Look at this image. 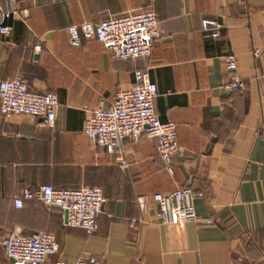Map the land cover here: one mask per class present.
<instances>
[{"label":"crops","instance_id":"1","mask_svg":"<svg viewBox=\"0 0 264 264\" xmlns=\"http://www.w3.org/2000/svg\"><path fill=\"white\" fill-rule=\"evenodd\" d=\"M0 7L26 12L3 22L10 29L0 33V80L20 75L31 89L59 100L53 127L41 117L0 112L1 234H53L60 248L47 264H257L264 258V0H0ZM130 10L157 16L162 34L148 57L114 59L95 40L69 43L68 25ZM203 18L220 23L217 38L201 29ZM228 52L236 55L235 71L223 63ZM137 69L157 85L155 114L176 124L181 149L172 173L145 135L125 138L110 154L82 131L87 110L108 108ZM233 76L244 89L225 88ZM37 184L101 187L96 230L66 226L64 211L39 200L16 207L14 198ZM184 187L204 193L194 201L199 219L156 222L153 195ZM0 264H15L1 246Z\"/></svg>","mask_w":264,"mask_h":264},{"label":"built area","instance_id":"2","mask_svg":"<svg viewBox=\"0 0 264 264\" xmlns=\"http://www.w3.org/2000/svg\"><path fill=\"white\" fill-rule=\"evenodd\" d=\"M14 15L23 17L26 12L4 10L0 7V33L9 32V26L3 22ZM220 28L221 25L215 18L201 20V29L211 38L219 36ZM66 31L72 46H78L82 38L95 40L107 48L112 58L122 60L148 57L154 40L162 34L157 16L152 10H130L99 22L70 24ZM254 53L258 55V50ZM223 63L228 70L235 71L236 55L233 52L226 53ZM225 88L244 89L245 82L233 76ZM157 91V85L149 74L137 69L133 82L128 88L116 92L108 108L87 110L89 115L84 120L83 133L91 142L103 146L110 154L121 147L125 138L137 140L141 135H145L154 141L158 156L166 164L168 172L172 173V158L181 148L177 140L176 124L173 121H162L155 114L153 101ZM58 107L59 100L55 93L31 89L20 75L0 80V112L5 118L27 114L31 117H41L47 126L53 127ZM118 160L121 167L127 166L123 157ZM203 195L202 191L191 187L155 193L153 200L157 204L156 222L184 224L198 220L194 201ZM23 200H39L48 208L58 207L67 211L66 226L94 232L105 196L99 186L88 185L71 189L37 184L33 188L25 189L21 197L14 198V205L21 207ZM204 221L210 222L209 219ZM0 246L15 264H47V258L58 253L60 248L55 236L48 232H13L4 235L0 233ZM241 259L237 258L238 261ZM54 264L95 263L89 259H58ZM257 264H264V258Z\"/></svg>","mask_w":264,"mask_h":264},{"label":"water","instance_id":"3","mask_svg":"<svg viewBox=\"0 0 264 264\" xmlns=\"http://www.w3.org/2000/svg\"><path fill=\"white\" fill-rule=\"evenodd\" d=\"M67 219V211H64V220L66 221Z\"/></svg>","mask_w":264,"mask_h":264}]
</instances>
